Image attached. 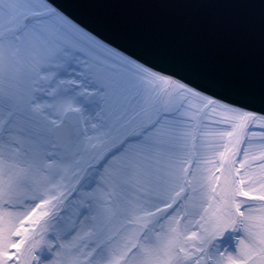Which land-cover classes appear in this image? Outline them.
<instances>
[{
    "label": "snow or ice",
    "instance_id": "obj_1",
    "mask_svg": "<svg viewBox=\"0 0 264 264\" xmlns=\"http://www.w3.org/2000/svg\"><path fill=\"white\" fill-rule=\"evenodd\" d=\"M0 0V264H264L259 65Z\"/></svg>",
    "mask_w": 264,
    "mask_h": 264
},
{
    "label": "water",
    "instance_id": "obj_2",
    "mask_svg": "<svg viewBox=\"0 0 264 264\" xmlns=\"http://www.w3.org/2000/svg\"><path fill=\"white\" fill-rule=\"evenodd\" d=\"M74 14L137 54L167 48L192 57L259 65L264 0H78Z\"/></svg>",
    "mask_w": 264,
    "mask_h": 264
}]
</instances>
